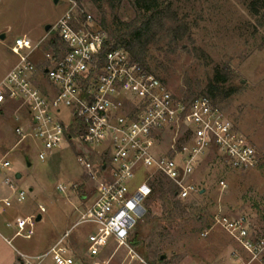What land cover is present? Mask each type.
<instances>
[{"label":"built area","instance_id":"obj_1","mask_svg":"<svg viewBox=\"0 0 264 264\" xmlns=\"http://www.w3.org/2000/svg\"><path fill=\"white\" fill-rule=\"evenodd\" d=\"M65 1L64 12L42 39L15 37L10 49L18 59L0 80V106L18 104L16 118L25 121L14 128L18 143L36 149L41 161L65 143L82 145L78 159L92 180L93 194L76 205L73 226L87 222L96 227L84 236L81 251L67 230L37 255L18 251L20 258L23 264H110L123 249L126 264H174L151 262L131 240L148 212L155 173L173 182L177 197L186 199L197 190L190 181L194 168L209 151L234 170L254 167L258 152L208 95H175L125 46L116 44L82 2ZM46 41L49 48L40 54ZM167 133L173 135L174 154L159 150ZM86 145L98 148L86 151ZM93 153L100 159L97 171ZM10 165L0 160V172ZM5 183L12 194L0 198V210L12 205L13 195L17 201L26 196L8 177ZM219 187H227L224 179ZM56 188L64 193L68 186ZM261 219L264 223V215ZM36 220L33 215L16 217L14 224L8 223L13 237L30 238ZM215 220L251 256L249 261L264 259V232L257 234L248 216L224 213ZM112 246L111 256L103 258Z\"/></svg>","mask_w":264,"mask_h":264},{"label":"rangeland","instance_id":"obj_2","mask_svg":"<svg viewBox=\"0 0 264 264\" xmlns=\"http://www.w3.org/2000/svg\"><path fill=\"white\" fill-rule=\"evenodd\" d=\"M164 1L171 3V12L186 23L188 30L178 41L168 31L157 34L147 46L145 64L172 93L188 99L207 93V86L217 72L224 75L225 80L219 84L223 94L212 100L256 148L259 162L249 169L234 170L209 151L190 177L196 192L186 199L177 197L185 210L183 214L175 211L173 225L164 230L165 236L160 240L161 250L165 260L174 264H264L260 258L249 261L251 256L215 220L219 214H243L248 216L257 234L264 232L261 219L264 215V20L261 17L264 0H259L260 14L251 8L254 0ZM82 3L99 26L111 33L118 27L125 28L123 23L141 17L132 0L120 4L110 0ZM65 8V0H0V35L5 34V38H0V80L17 62L18 57L10 49L15 37L42 39L45 25H52ZM171 24L173 21H169L168 25ZM53 34L52 30L50 35ZM46 43L43 42L39 53L48 50ZM17 106L14 102L0 106V160L11 162L9 168L0 172V181L2 187H8L5 183L8 177L26 196L23 201L12 196V205L0 210V224L6 227V222L14 224L18 216L36 218L41 214L30 238L17 236L12 240L21 252L31 255L45 250L55 236L67 230L74 246L81 251L85 247L84 236L96 227L87 222L73 226L78 218L76 205L84 196L93 194L92 180L78 159L82 145L65 143L41 161L36 149L18 143L14 128L25 121L16 118ZM172 136L165 134L159 147L161 153H175L171 148ZM88 147L97 146L86 145V151ZM28 161L31 165H27ZM92 162L97 171L100 159L95 153ZM18 173L21 177H17ZM159 175L162 174L155 173L151 182ZM221 179L227 183L225 189L219 187ZM58 184L68 186L67 191L59 192ZM40 206L45 207L43 213ZM147 207L148 212L131 233V240L139 241L138 245L133 241L137 252L146 259L143 244L148 242L155 224L171 223L166 221L161 203H147ZM6 228L14 234L12 226ZM113 249L112 246L106 250L103 258L110 257ZM233 252L238 256H233ZM128 259L125 250L120 249L110 264H126Z\"/></svg>","mask_w":264,"mask_h":264},{"label":"trees","instance_id":"obj_3","mask_svg":"<svg viewBox=\"0 0 264 264\" xmlns=\"http://www.w3.org/2000/svg\"><path fill=\"white\" fill-rule=\"evenodd\" d=\"M82 2L83 0H78ZM96 3H101L104 0H91ZM111 2H118L119 4L123 0H110ZM134 7L141 12L140 19L135 18L130 23H123L125 28L118 27L112 33L103 26V28L109 33L110 37L115 41L116 44H121L126 47L132 57L144 65L147 69L149 66L145 64V56L147 53V46L152 38H155L157 34L162 31H168L169 35L173 36L174 41L184 37L186 29V23L179 20L176 14L171 12V3H166L164 0H132ZM262 3L259 0H254L251 3V8L256 14H260ZM264 6V4H263ZM264 20V14L261 15ZM179 20V21H178ZM169 21H173V26H170ZM183 33L180 34V32ZM150 70V69H149ZM151 71V70H150ZM224 75L219 72L216 73L215 79L211 81L207 86V93L211 99H215L219 94L222 93V89L219 86L221 81H224ZM228 93L225 92V95ZM161 203L162 210L166 212V221L171 223L168 224H155L153 231L150 234L148 242L143 244V250L145 255L153 263L157 261H164L162 258L164 255L161 250V241L164 237V230H167L169 226L173 225L175 211L181 214L184 213V207H182L179 199H177V187L168 178L159 175L153 182V189L151 194L146 200L147 203ZM148 208V207H147ZM137 226V225H136ZM167 228V229H166ZM159 239V240H157ZM136 245L139 241L133 240ZM145 243V240L142 241ZM78 250V249H77ZM153 259H151V258Z\"/></svg>","mask_w":264,"mask_h":264},{"label":"crops","instance_id":"obj_4","mask_svg":"<svg viewBox=\"0 0 264 264\" xmlns=\"http://www.w3.org/2000/svg\"><path fill=\"white\" fill-rule=\"evenodd\" d=\"M8 187L7 186L2 187V183L0 181V198H5L10 196L11 191ZM8 223L10 222L5 223L6 227L9 226ZM6 227L0 224V264H23L20 255L18 253V251L20 250L13 244L12 241L14 239L13 234H10ZM61 235L62 234H58L57 236H55L46 249H48L55 242V240L58 239ZM45 250L30 254L37 255Z\"/></svg>","mask_w":264,"mask_h":264},{"label":"water","instance_id":"obj_5","mask_svg":"<svg viewBox=\"0 0 264 264\" xmlns=\"http://www.w3.org/2000/svg\"><path fill=\"white\" fill-rule=\"evenodd\" d=\"M57 1H58V0H55V2H57ZM50 28H51V24H46L45 27H44L45 31H48ZM0 38H1V39L5 38V34H4V33L1 34V35H0ZM27 165H31V163L28 161V162H27ZM17 177H20V174H19V173L17 174ZM41 218H42V215L39 214V215L37 216V220H40ZM162 258L165 259V258H166V255L164 254V255L162 256Z\"/></svg>","mask_w":264,"mask_h":264}]
</instances>
